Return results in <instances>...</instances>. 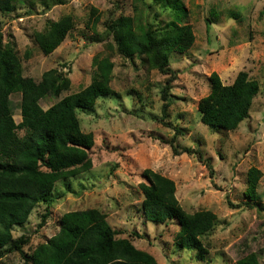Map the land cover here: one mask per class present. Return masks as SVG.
Masks as SVG:
<instances>
[{"label":"rangeland","instance_id":"obj_1","mask_svg":"<svg viewBox=\"0 0 264 264\" xmlns=\"http://www.w3.org/2000/svg\"><path fill=\"white\" fill-rule=\"evenodd\" d=\"M177 1L184 4V11ZM10 4L9 11L0 9V45L10 46L21 74L39 80L44 71L56 68L70 81L58 98L39 101L43 109L86 87L97 75V61L110 60L112 69L109 94L88 109L76 110L81 131L93 136L89 175L83 174L86 170L59 179L49 200L38 203L28 222L12 231L14 238L27 236V242L20 249L6 245L0 264L28 263L35 248L57 232L63 213L89 207L106 213L108 223L124 232L117 237L132 236L157 264H234L250 254L264 264V0H10ZM65 19L71 25L65 38L52 52L42 53L38 36ZM115 19L121 22L120 36L130 58L117 52L112 32L105 27ZM184 24L190 25L194 40L186 51L168 54L176 75L163 100L161 89L168 75L139 50L147 31H170L169 42L175 26ZM240 70L259 85L247 116L231 130L203 124L197 106L210 92L211 73L230 84ZM19 101V93L10 95L15 121ZM167 141L178 150L189 147L194 152L174 156ZM146 168L173 180L185 212L208 210L214 215L211 230L200 237L202 253L180 248L175 220L140 223V184ZM254 168L260 176L251 199L249 174ZM45 211V222L38 227ZM135 227L140 238L133 236Z\"/></svg>","mask_w":264,"mask_h":264},{"label":"trees","instance_id":"obj_2","mask_svg":"<svg viewBox=\"0 0 264 264\" xmlns=\"http://www.w3.org/2000/svg\"><path fill=\"white\" fill-rule=\"evenodd\" d=\"M176 4L185 10L183 3L177 1ZM10 5V0L0 1L1 10L9 11ZM120 24V20L115 19L105 27L112 32L117 52L130 58L120 36ZM70 26L69 19L53 22L50 30L38 36L41 52H52ZM206 29H209L207 24ZM169 34L170 31L164 34L147 31L145 44L139 50L141 54L150 55L153 66L161 74L168 75L161 89L163 100L167 99L176 75L169 67L168 54L186 51L194 40L189 24L176 25L172 39L167 42ZM111 69L110 60L97 61V75L86 87L43 109L39 101L46 96L58 98L60 92L69 87V79L56 68L44 71L39 80L24 76L10 53V46L0 45V251L9 243L20 249L27 242L24 234L14 238L13 226L26 222L38 203L49 200L59 179L90 169L88 149L93 145V136L81 131L76 110L88 109L98 97L109 94ZM258 90L257 80L250 78L246 71H238L230 84H223L217 73L212 72L210 92L197 106L200 121L227 130L236 128L247 116ZM13 93L20 94L21 121L18 123L14 121L10 102ZM167 106L165 103L164 108ZM166 143L174 156L194 152L189 147L178 150L173 142ZM196 152L200 158V153ZM142 176L141 209L145 219L156 223L175 220L179 225L176 242L180 248L202 253L200 237L211 230L214 215L208 210L185 212L175 196L172 179L148 168L142 171ZM259 176L260 171L255 168L249 174L248 197L251 199L255 197ZM47 212L40 216L38 227L44 224ZM120 233L107 222L106 214L96 208L67 211L59 219L57 232L40 243L25 264H157L151 253L133 244L132 236L117 237ZM133 236L140 238L136 232ZM234 264L259 262L250 254Z\"/></svg>","mask_w":264,"mask_h":264},{"label":"crops","instance_id":"obj_3","mask_svg":"<svg viewBox=\"0 0 264 264\" xmlns=\"http://www.w3.org/2000/svg\"><path fill=\"white\" fill-rule=\"evenodd\" d=\"M18 110H19V112H20V109L18 108ZM15 121V120H14ZM21 121V116L19 115V120L18 121H15L16 123H18V122H20ZM89 172L90 171H88L87 170V172H84L83 174H87V175H89ZM79 177H80V175H79ZM78 177V175L77 176H75V177H71L69 180H71L72 178L74 179V178H79ZM142 193V192H141ZM142 200H143V194H141V200H140V202H139V209L141 210V212H142V209H141V203H142ZM37 206V205H36ZM89 208H94V207H89ZM34 210V209H33ZM32 210V211H33ZM81 210H84V209H81ZM32 213V212H31ZM106 214V213H105ZM31 215V214H30ZM30 215H29V217H30ZM143 216V217H142ZM29 217H28V219H29ZM141 218H142V221H140V223H144L145 225H146V219H145V217H144V215H143V213H141ZM28 219H27V221L26 222H24V223H22V224H16V225H14L13 226V228H12V230H14V228L16 227V226H22V225H24V224H26L27 222H28ZM106 220H107V216H106ZM108 222V221H107ZM163 224V223H162ZM165 224V223H164ZM111 226V225H110ZM112 227V226H111ZM113 228V227H112ZM114 229V228H113ZM133 230H134V232H136V233H138V234H141V232H139L138 230H137V227H135V228H132ZM114 230H117V229H114ZM117 231H121V230H117ZM121 232H123V231H121ZM122 234H124V232L122 233ZM121 234V235H122ZM148 234V233H147ZM133 244H135V242L133 241ZM139 248V247H138ZM140 249H143V250H145V251H148L146 248H140Z\"/></svg>","mask_w":264,"mask_h":264}]
</instances>
